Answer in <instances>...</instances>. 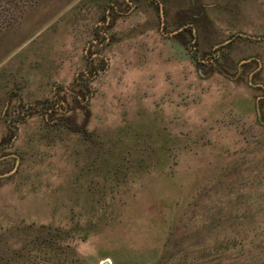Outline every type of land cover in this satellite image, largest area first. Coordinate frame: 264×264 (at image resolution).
I'll return each mask as SVG.
<instances>
[{
    "label": "rangeland",
    "instance_id": "1",
    "mask_svg": "<svg viewBox=\"0 0 264 264\" xmlns=\"http://www.w3.org/2000/svg\"><path fill=\"white\" fill-rule=\"evenodd\" d=\"M105 262L264 264V0H0V264Z\"/></svg>",
    "mask_w": 264,
    "mask_h": 264
},
{
    "label": "trees",
    "instance_id": "2",
    "mask_svg": "<svg viewBox=\"0 0 264 264\" xmlns=\"http://www.w3.org/2000/svg\"><path fill=\"white\" fill-rule=\"evenodd\" d=\"M86 239H87V236H84V237H83V240H86ZM11 262H12V261H11Z\"/></svg>",
    "mask_w": 264,
    "mask_h": 264
},
{
    "label": "water",
    "instance_id": "3",
    "mask_svg": "<svg viewBox=\"0 0 264 264\" xmlns=\"http://www.w3.org/2000/svg\"><path fill=\"white\" fill-rule=\"evenodd\" d=\"M161 10L163 11V8H162V6H161ZM104 264H109L108 262H105Z\"/></svg>",
    "mask_w": 264,
    "mask_h": 264
}]
</instances>
